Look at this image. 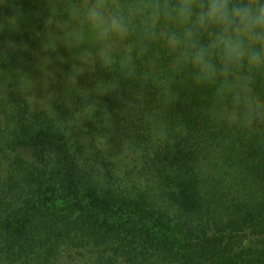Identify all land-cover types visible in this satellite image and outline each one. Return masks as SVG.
Instances as JSON below:
<instances>
[{"label":"trees","instance_id":"1","mask_svg":"<svg viewBox=\"0 0 264 264\" xmlns=\"http://www.w3.org/2000/svg\"><path fill=\"white\" fill-rule=\"evenodd\" d=\"M48 15L0 0V264H264V123L213 119L190 82L146 90L154 125L99 65L48 81Z\"/></svg>","mask_w":264,"mask_h":264},{"label":"clouds","instance_id":"2","mask_svg":"<svg viewBox=\"0 0 264 264\" xmlns=\"http://www.w3.org/2000/svg\"><path fill=\"white\" fill-rule=\"evenodd\" d=\"M47 10L44 47L74 53L67 81L99 65L116 73L97 84L107 93L121 81L135 83L126 113L142 112L159 125L144 104L146 90L154 86L176 100L174 86L190 82L210 92L213 119L242 130L264 123L257 92L264 86V0H47ZM128 144L127 138L122 148Z\"/></svg>","mask_w":264,"mask_h":264},{"label":"rangeland","instance_id":"3","mask_svg":"<svg viewBox=\"0 0 264 264\" xmlns=\"http://www.w3.org/2000/svg\"><path fill=\"white\" fill-rule=\"evenodd\" d=\"M71 51V49H69ZM74 53H69V51L62 45H58L55 52H53L48 59H51L52 63L48 64L44 62V65L41 67V75H44L48 81L53 79V74H56L61 67H66L75 63L73 59ZM39 75V73H38Z\"/></svg>","mask_w":264,"mask_h":264}]
</instances>
